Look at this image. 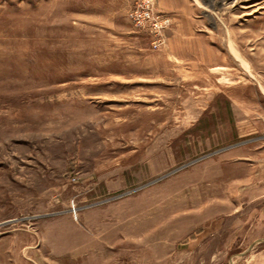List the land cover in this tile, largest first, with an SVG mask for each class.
<instances>
[{"label": "rangeland", "instance_id": "1", "mask_svg": "<svg viewBox=\"0 0 264 264\" xmlns=\"http://www.w3.org/2000/svg\"><path fill=\"white\" fill-rule=\"evenodd\" d=\"M141 1L0 0V264H264V0Z\"/></svg>", "mask_w": 264, "mask_h": 264}, {"label": "built area", "instance_id": "2", "mask_svg": "<svg viewBox=\"0 0 264 264\" xmlns=\"http://www.w3.org/2000/svg\"><path fill=\"white\" fill-rule=\"evenodd\" d=\"M131 16L138 27H144L149 30L151 35L155 37V42L160 43L163 41L161 35L169 26L170 17L154 14L152 0H143L138 3Z\"/></svg>", "mask_w": 264, "mask_h": 264}, {"label": "water", "instance_id": "3", "mask_svg": "<svg viewBox=\"0 0 264 264\" xmlns=\"http://www.w3.org/2000/svg\"><path fill=\"white\" fill-rule=\"evenodd\" d=\"M259 242H264V238H260L257 241H255L254 243H252L244 252L239 253V255H244L245 253H247V251H249L256 243Z\"/></svg>", "mask_w": 264, "mask_h": 264}, {"label": "bare ground", "instance_id": "4", "mask_svg": "<svg viewBox=\"0 0 264 264\" xmlns=\"http://www.w3.org/2000/svg\"><path fill=\"white\" fill-rule=\"evenodd\" d=\"M225 1H226V0H225ZM225 1H224V2H225ZM229 1H230V0H229ZM226 3H227V2H226ZM216 5H217V4H216ZM253 5H255V4L252 3V4H249V5H246V6L244 5V7H251V6H253ZM219 7H220V6H219ZM250 13H251V12H248L247 14H250Z\"/></svg>", "mask_w": 264, "mask_h": 264}]
</instances>
